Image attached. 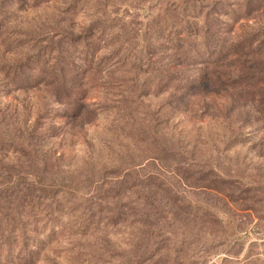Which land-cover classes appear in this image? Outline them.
<instances>
[{
  "label": "rangeland",
  "instance_id": "rangeland-1",
  "mask_svg": "<svg viewBox=\"0 0 264 264\" xmlns=\"http://www.w3.org/2000/svg\"><path fill=\"white\" fill-rule=\"evenodd\" d=\"M49 219L33 264H264V0H0V264Z\"/></svg>",
  "mask_w": 264,
  "mask_h": 264
},
{
  "label": "trees",
  "instance_id": "trees-1",
  "mask_svg": "<svg viewBox=\"0 0 264 264\" xmlns=\"http://www.w3.org/2000/svg\"><path fill=\"white\" fill-rule=\"evenodd\" d=\"M147 184L149 185L150 183ZM147 184L145 185L146 188ZM118 196L119 195H117V197ZM143 203L149 208L148 211L142 210L140 213L137 214V212H134L135 207H133L132 211L129 213L131 216L138 215L139 217H141L140 221L146 222V225H151L150 218L156 217V214L159 211V207H152L153 202L151 201V198L149 196H145ZM116 223L119 224L120 222L118 221ZM59 230V226L56 224V219H49L38 230L39 235H44V239L32 238V242L27 243L25 241L26 238H24V247L19 249L16 255H13L12 253L14 251H12L11 249V244L9 242H5V244L1 246L2 251L7 254L5 257L7 259L10 258L9 262H11L12 264H33L35 256L46 251L50 247V245L54 243V240L57 238V233ZM4 252L3 254H5Z\"/></svg>",
  "mask_w": 264,
  "mask_h": 264
}]
</instances>
